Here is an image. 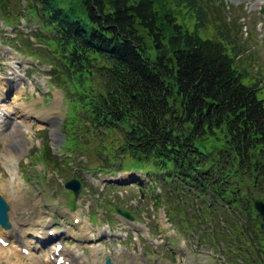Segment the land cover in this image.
<instances>
[{
  "label": "trees",
  "instance_id": "16d2710c",
  "mask_svg": "<svg viewBox=\"0 0 264 264\" xmlns=\"http://www.w3.org/2000/svg\"><path fill=\"white\" fill-rule=\"evenodd\" d=\"M172 1L180 11L170 0H30L27 10L46 34L38 35L44 53L30 44L27 54L48 59L69 100L66 120L82 137L119 139L96 146L94 168L69 161L74 170L137 168L163 184L169 201L207 198L194 218L208 219L211 230L198 229L213 239L226 237L221 224H235L248 242L243 257L224 253L225 263L264 264V228L253 208L254 198L264 200V97L235 68L243 50L219 17L222 1ZM210 22L214 36L202 35ZM44 147L39 159L60 172L70 156ZM174 210L181 215V206Z\"/></svg>",
  "mask_w": 264,
  "mask_h": 264
},
{
  "label": "rangeland",
  "instance_id": "374dc122",
  "mask_svg": "<svg viewBox=\"0 0 264 264\" xmlns=\"http://www.w3.org/2000/svg\"><path fill=\"white\" fill-rule=\"evenodd\" d=\"M221 1L225 6L221 7L219 17L227 27L228 24L233 27L229 34L236 38L238 47L243 50L236 57L235 68L247 71L244 84L258 82V97L263 98L264 0H211L209 4L216 6ZM29 2H0V10L4 7L5 13L11 17L10 32L13 30L14 35L20 34L21 37L19 40L1 43L7 36L0 33V44L3 49L9 46L18 49L15 50L23 63L20 74H23L26 67L28 71L25 74L33 81V88L40 93L35 99L25 80V90L22 88L21 96L17 98L18 91H11L8 98L2 101L11 110L12 117L15 116L14 120H10L8 129L0 135V195L9 204L11 225L20 221L23 230L36 229L43 234L45 225H59V229L65 231L60 239L64 240L67 235L81 239L79 243L76 242L77 245L66 243L70 251L77 254L80 264H104L106 257L114 260L113 264H226L224 253L230 252V260L237 256L243 257L248 242L245 244L235 224H221L226 237L219 235L213 239L206 236L204 230L198 229L203 227L211 230L212 225L208 219L194 218L197 216L195 209L199 206L201 210L204 209L207 198L203 204H199V199L192 200L193 205L188 199H181V196L178 197L179 202L169 201V197L164 196L163 184L137 168H127L136 170L134 172L120 173L125 178L118 183L107 180L111 176L109 173H104V178H100L95 172L73 169L76 164L69 161L79 159L83 163L87 162L84 164L86 167L94 168L98 164L96 146L100 149L109 142L107 147H115L119 139L112 134L109 140L88 141L78 133V123L73 125L70 120L64 119L69 100L63 90L52 82L56 77L50 79L47 74L52 71L48 59L39 54L38 60L27 54L30 51L28 46L34 41V32H44L32 17H28L26 11ZM170 7L174 11L181 10L175 7L172 0ZM176 15L180 20L181 17ZM18 16L20 21L13 22ZM3 19L1 17L0 21ZM184 22L191 28V19L184 18ZM212 22L201 31L202 35L214 36L215 25ZM32 44L34 48L40 47L39 42ZM39 51L44 53L43 46ZM11 62L7 54L0 56V74L9 76L12 71ZM18 82L21 85V81ZM22 103L31 115H22ZM4 111H1L2 114L0 112V116L9 114ZM45 134L48 135L47 141ZM46 143L51 145L59 157L70 156L63 157L67 162L66 165L61 163L60 172L39 159V152L45 148ZM79 155L88 159H81ZM42 174H46L45 177ZM74 175L82 181V192L76 199L70 190L64 188V182ZM140 184L144 185L146 195L139 193L137 186ZM155 194L161 195L159 202ZM178 205L182 208L181 215L174 210ZM116 207L130 211L133 219L119 215L115 212ZM73 217H79L80 222L72 225ZM49 247L52 250L53 243ZM44 251H34L32 256L24 257L16 246H0V264H46L43 260ZM246 262L242 260L239 264Z\"/></svg>",
  "mask_w": 264,
  "mask_h": 264
},
{
  "label": "water",
  "instance_id": "95a60500",
  "mask_svg": "<svg viewBox=\"0 0 264 264\" xmlns=\"http://www.w3.org/2000/svg\"><path fill=\"white\" fill-rule=\"evenodd\" d=\"M66 188L73 190L74 195L77 196L80 189L81 183L77 177H72L71 179L67 180L64 184ZM253 206L255 209V217L260 222V226L264 228V201L260 198L253 199ZM124 215L128 216L126 212H122ZM0 223L3 226H8L9 223L7 221L6 216V207H3L2 203L0 202Z\"/></svg>",
  "mask_w": 264,
  "mask_h": 264
},
{
  "label": "bare ground",
  "instance_id": "6f19581e",
  "mask_svg": "<svg viewBox=\"0 0 264 264\" xmlns=\"http://www.w3.org/2000/svg\"><path fill=\"white\" fill-rule=\"evenodd\" d=\"M5 112V111H4ZM3 112H1V114H2ZM3 117H5V115L3 114L2 115ZM2 116H0V117H2ZM13 163V162H12ZM14 164V163H13ZM12 164V165H13ZM11 169H13V168H11ZM25 248H28V247H26V246H24ZM64 252V249H61V251H60V253L62 254ZM51 254H53V252L51 253ZM51 254H48V255H46V251H44V253H43V256L44 257H46V259H47V257L49 256V258H50V255ZM32 256V255H31ZM66 258H67V256H66ZM73 258V257H72ZM47 261V263H50L48 260H46ZM72 261V260H71ZM53 262V261H52ZM56 264V263H55ZM70 264H75V263H72V262H70Z\"/></svg>",
  "mask_w": 264,
  "mask_h": 264
}]
</instances>
